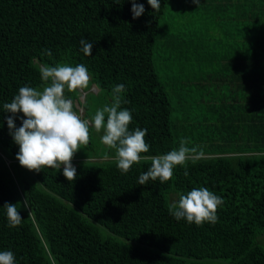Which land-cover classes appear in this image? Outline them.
<instances>
[{
  "label": "trees",
  "instance_id": "16d2710c",
  "mask_svg": "<svg viewBox=\"0 0 264 264\" xmlns=\"http://www.w3.org/2000/svg\"><path fill=\"white\" fill-rule=\"evenodd\" d=\"M136 3L145 11L134 19L132 0H0V251H12L17 264H264V0H160L159 11ZM194 10L206 28L196 40L183 31ZM82 39L93 43L92 56ZM199 58L208 74L187 73L171 95L160 70L178 61L196 69ZM40 64L89 70L95 107L91 91L83 99L66 92L84 118L113 103V87L123 84L129 130L147 129L143 155L190 138L186 146L203 157L175 168L168 182L140 185L151 161L122 173L103 161L112 149L93 129L72 161L75 181L63 168L28 171L3 105L21 87L42 90ZM201 187L223 199L217 222L177 221L169 205ZM9 203L24 219L15 228Z\"/></svg>",
  "mask_w": 264,
  "mask_h": 264
},
{
  "label": "clouds",
  "instance_id": "9594fccd",
  "mask_svg": "<svg viewBox=\"0 0 264 264\" xmlns=\"http://www.w3.org/2000/svg\"><path fill=\"white\" fill-rule=\"evenodd\" d=\"M198 4V0H193ZM149 5L159 11L160 0H148ZM133 18H139L145 11L142 4L132 0ZM86 56H92L93 43L87 39L80 41ZM51 56L50 50H45ZM43 87L36 89L21 87L10 103H4V112L11 113L7 119L9 134L19 146L16 159L21 167L31 172L40 173L44 168L61 169L63 175L71 182L77 178V169L72 161L75 155L86 148L91 140L92 130L103 132L101 142L109 149H115L117 167L122 173H128L133 165L150 160L151 166L140 174L138 183L145 185L149 180L161 183L170 181L174 169L185 166L190 159H199L204 153L197 148H189L190 138H181L178 149L157 156L148 153L150 145L146 141L147 129L129 130L133 116L128 109H121L123 84L112 89L113 103L97 109L90 118H84L78 103L66 96L67 93L78 94L83 99L97 85L92 81V74L83 65L69 66L58 64L38 66ZM23 114L22 126L17 128L14 118ZM106 120V122H105ZM188 175L187 170L184 172ZM39 185V184H38ZM37 186V185H36ZM223 199L207 188H193L187 194H180L178 201L169 205V212L179 221L201 226L204 223L215 224L217 211ZM18 204H5L9 227H17L24 220L17 208ZM23 207L28 209L27 196ZM31 212L29 213V216ZM0 264H17L12 251H0Z\"/></svg>",
  "mask_w": 264,
  "mask_h": 264
},
{
  "label": "rangeland",
  "instance_id": "374dc122",
  "mask_svg": "<svg viewBox=\"0 0 264 264\" xmlns=\"http://www.w3.org/2000/svg\"><path fill=\"white\" fill-rule=\"evenodd\" d=\"M180 1V0H178ZM192 13V19L191 22L187 24L186 28L183 30L184 34L186 33V36L189 37V39H195L198 35L201 34V32H204L206 30L204 23L199 21V18H197V13L196 10H194ZM189 17V16H188ZM179 19V18H177ZM182 31V32H183ZM181 60V59H180ZM183 60V59H182ZM171 63L168 64L167 67L163 68V70H160L161 73H165L168 75L171 79V89H169V93L171 95L176 94L177 89L181 88V84L187 79V73H192L194 75L196 74H201L203 76L207 75L208 73H205L204 67H200V58H199V63L196 69L192 67L190 64L185 63ZM202 72V73H199ZM164 75V74H163ZM211 92L216 93V89L211 87ZM98 88L96 87L94 90H91V94L89 95V100L88 102L92 104L93 107L96 106L95 100L97 98V95H95L93 92H97ZM218 94V91H217ZM94 95V96H93ZM177 97V96H176ZM190 98V96H187ZM112 158L111 159H104L103 161H116L115 160V149L110 150L109 154Z\"/></svg>",
  "mask_w": 264,
  "mask_h": 264
}]
</instances>
